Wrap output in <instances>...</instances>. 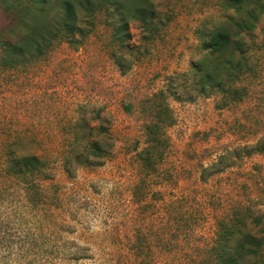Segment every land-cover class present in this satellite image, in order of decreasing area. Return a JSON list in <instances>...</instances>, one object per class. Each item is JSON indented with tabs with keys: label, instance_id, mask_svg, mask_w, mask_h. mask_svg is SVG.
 I'll return each instance as SVG.
<instances>
[{
	"label": "rangeland",
	"instance_id": "374dc122",
	"mask_svg": "<svg viewBox=\"0 0 264 264\" xmlns=\"http://www.w3.org/2000/svg\"><path fill=\"white\" fill-rule=\"evenodd\" d=\"M60 1L48 0L43 23L61 17ZM148 1L162 24L149 44L138 19L128 21L129 38L120 46L112 23L119 25L121 16L86 9L78 12L83 35L54 41L43 58L17 69L4 68L0 58V159L10 148L15 154L43 155L51 164L44 209L28 214L16 209L25 213L26 224L35 227L39 220L44 231L38 241L42 248L31 253L30 264H137L141 259L202 264L220 219L249 208L264 220V153L201 179L202 168L225 150L264 139V10L254 20L247 12L264 0H242L238 6L231 0ZM8 6L0 2V32L13 28L15 40L24 31L17 9ZM231 18L251 26L240 37L253 70L241 78L244 97L217 108L218 95H196L195 80L181 74L203 52L204 34L234 24ZM231 30L236 32L234 25ZM121 56L130 65L124 73ZM161 91L174 122L165 129L164 158L144 177L138 152L145 147L144 127L154 119L148 99ZM84 119L107 128L99 138L107 153L97 165H69L68 173L63 156ZM137 236L139 248L133 247ZM46 249L54 252L47 250V256ZM73 252L82 257L64 254Z\"/></svg>",
	"mask_w": 264,
	"mask_h": 264
},
{
	"label": "trees",
	"instance_id": "16d2710c",
	"mask_svg": "<svg viewBox=\"0 0 264 264\" xmlns=\"http://www.w3.org/2000/svg\"><path fill=\"white\" fill-rule=\"evenodd\" d=\"M0 2L11 3L7 10L17 9V23L24 31V34L15 40L11 36L13 28L7 27L6 31L0 32L1 65L6 69L24 67L30 63L28 61L43 58L54 41L67 38L70 34L83 35L78 14L80 10L87 9L93 14L95 10L104 9L108 17L121 16L119 25L112 23L116 25L114 35L120 46H123L129 38L127 23L132 17L141 22L147 44L159 34L162 25L159 20L154 19L155 10L148 0H136V3L132 0H63L58 4L61 7V17L49 21L48 24L40 20L46 13L45 6L48 0H0ZM28 2L35 3L38 6L36 10H27L24 3ZM231 3L238 6L241 5L242 0H231ZM111 7L113 12L108 14ZM253 7L247 11L251 20L255 19L256 13L264 10V2ZM234 19L231 18L230 21ZM234 21V24L225 22L204 34L205 39L201 44L203 52L193 62L192 69L188 73L181 74L191 76L195 80L196 95L205 97L218 95L217 108L228 107L244 97V88L240 86V81L243 75L253 70L249 61L247 43L240 37L241 31L251 26L242 20ZM232 25L235 26L236 32L231 30ZM117 60L122 72H126L130 65L126 64L125 57L121 56ZM164 93L166 94L165 91H161L155 94L158 98L148 99L152 102L154 119L144 127L145 147L138 152L144 177L149 176L155 170L157 163L164 158L168 146L165 129L174 122ZM83 122V125L79 126V131L72 136L70 150L63 156V164L68 173H71L69 165H97L96 161L103 159L107 153V148L99 139L109 133L104 124L92 125L91 121L86 119ZM262 153H264V139H259L253 144L227 149L219 154L210 166L202 168L201 179L207 181L210 176L235 166L239 160ZM0 160L2 161H0V264H30L31 253L42 248V242L40 244L38 241L40 236H44V231L39 220L34 221L35 227L26 224L25 213L21 212L18 215L16 209L23 208L27 214L39 213L44 209L46 202L44 182L52 178L50 160L34 153L15 154L10 148L4 151V158ZM7 180L13 186L6 184ZM4 195L9 198H3ZM134 196L139 204L144 200L143 197L138 198V194ZM34 217L38 218V216ZM139 246H141L140 236H137L133 247L139 248ZM47 250L54 252L46 249L47 256H49ZM64 254L68 255V259L71 255H80L78 252ZM43 263L47 264L46 261ZM201 263L264 264L263 218L249 208H238L228 217L220 219L215 240ZM137 264L153 263L141 259Z\"/></svg>",
	"mask_w": 264,
	"mask_h": 264
}]
</instances>
